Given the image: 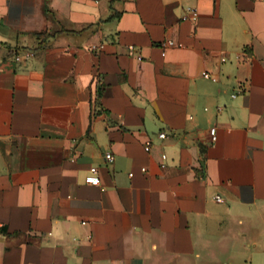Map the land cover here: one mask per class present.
Masks as SVG:
<instances>
[{"label":"crops","instance_id":"0c3cea01","mask_svg":"<svg viewBox=\"0 0 264 264\" xmlns=\"http://www.w3.org/2000/svg\"><path fill=\"white\" fill-rule=\"evenodd\" d=\"M0 264H264V0H0Z\"/></svg>","mask_w":264,"mask_h":264},{"label":"built area","instance_id":"2783aa9c","mask_svg":"<svg viewBox=\"0 0 264 264\" xmlns=\"http://www.w3.org/2000/svg\"><path fill=\"white\" fill-rule=\"evenodd\" d=\"M189 13H190V15H191L193 18H195V17L197 16V13H196L195 10L189 9ZM175 45H177V46H182V44H180V43H175V42H174L173 40H171V39L164 40V41L161 43V45H160V46L163 48V50H162V55H165L164 47H167V46H175ZM128 49H129L130 51H134V50H135V47H134L133 45H129V46H128ZM33 55H34L33 51L28 49V50H25V51L23 52L22 55H20V54L15 55V60H16V61H19L22 57L29 58V57H32ZM138 59H140V56H138ZM203 75L206 76V77L209 76L207 73H204ZM159 137H160V138H164V137H165V133H164V132L160 133V134H159ZM213 139H214V137H212V140H213ZM150 148H151V142L148 141V142L145 143L144 149H145L146 151H150ZM113 158H114V157H113L112 153H110V152H106V153L104 154V159H105V161L108 162V163H111V162L113 161ZM162 158L165 159L166 156H165L164 154H162ZM145 170H146L145 167H142V168H141V171L145 172ZM89 172H90V183H91L92 185H98V184H99L98 168H97L96 166H91V167L89 168ZM129 176H132V172L129 173ZM216 200H217V201H220L221 199H220L219 196H216Z\"/></svg>","mask_w":264,"mask_h":264},{"label":"trees","instance_id":"16d2710c","mask_svg":"<svg viewBox=\"0 0 264 264\" xmlns=\"http://www.w3.org/2000/svg\"><path fill=\"white\" fill-rule=\"evenodd\" d=\"M42 45V44H41ZM97 95L100 96L101 95V92L100 91H97Z\"/></svg>","mask_w":264,"mask_h":264}]
</instances>
